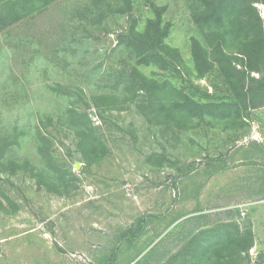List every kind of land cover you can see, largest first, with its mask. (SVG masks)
<instances>
[{
    "label": "rangeland",
    "instance_id": "rangeland-1",
    "mask_svg": "<svg viewBox=\"0 0 264 264\" xmlns=\"http://www.w3.org/2000/svg\"><path fill=\"white\" fill-rule=\"evenodd\" d=\"M153 5L166 7L164 42L181 64L138 65L120 40L145 31ZM254 7L264 20V4ZM202 9V0H57L0 30V138L23 134L0 167V264H167L222 224L252 233L241 264H264V106L188 119L115 86L136 68L197 103L234 102L216 68L194 70L190 38L208 43L193 21ZM225 52L242 70V55ZM161 95L168 109L183 98ZM67 109L88 115L100 158L82 157Z\"/></svg>",
    "mask_w": 264,
    "mask_h": 264
},
{
    "label": "trees",
    "instance_id": "trees-1",
    "mask_svg": "<svg viewBox=\"0 0 264 264\" xmlns=\"http://www.w3.org/2000/svg\"><path fill=\"white\" fill-rule=\"evenodd\" d=\"M55 1L57 0H0V30ZM258 2L264 4V0H202L203 9L193 15L194 23L200 29L208 30L206 46L197 38H190L191 57L197 77H204L216 68L215 72H220L231 89L234 102L197 103L185 96L182 91H176L169 85L158 84L154 80L147 79L136 68L131 69L127 76H122L115 86L118 88L122 85L125 90L142 91L144 92L142 97L153 99L150 100L152 108L156 107L160 112L169 110V115L180 112L188 119L194 116L201 118L204 113L221 119L234 113V116L241 118L243 111L246 113L250 108L264 106V102L257 104L253 100L256 95L264 96V20L260 18L254 7V3ZM152 10L155 18L148 20L145 31L123 36L120 39L121 42L127 43L128 47L135 52L138 65L154 64L161 69H166L167 65L181 64L182 59L178 50L170 48L164 42L171 28L170 24L161 25L166 7L153 5ZM229 46L242 55L241 59H237L241 63L242 70L236 68L232 55L225 52V47ZM252 72L260 73L261 77L259 79L250 77ZM165 93L170 97L177 94L183 98L175 100L168 109V104L157 101L161 94ZM64 116L76 131L77 146L82 157L87 161L100 158L103 154L102 143L96 136L88 115L67 109ZM18 130L13 127L11 133L0 138V167L5 164L7 150L20 144L23 134ZM38 140V151L47 160L43 139ZM51 165L48 175L52 172L54 175L57 171L53 164ZM14 167L11 163L12 171ZM221 226L225 224L201 231L194 238L192 249L188 247L180 249L167 264H241L243 261L241 253L252 245V233L241 235L238 227L234 225L233 234ZM212 245L218 249H211ZM227 246H230V251L221 254L220 250Z\"/></svg>",
    "mask_w": 264,
    "mask_h": 264
}]
</instances>
